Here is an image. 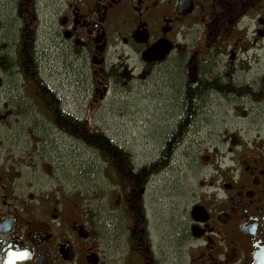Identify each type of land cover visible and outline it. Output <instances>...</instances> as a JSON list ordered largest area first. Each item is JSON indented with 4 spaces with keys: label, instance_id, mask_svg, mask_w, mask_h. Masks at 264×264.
<instances>
[{
    "label": "flooded vegetation",
    "instance_id": "af4514ba",
    "mask_svg": "<svg viewBox=\"0 0 264 264\" xmlns=\"http://www.w3.org/2000/svg\"><path fill=\"white\" fill-rule=\"evenodd\" d=\"M57 45L108 79L116 45L142 70L169 62L180 148L201 137L203 106L243 123L204 151L199 193L171 215L167 246L144 182L125 188L120 219H105L79 195L26 176L6 148L17 130L36 135L38 116L67 135L54 124L66 112L47 80ZM156 45L158 55L169 50L163 60L152 59ZM0 264H264V0H0Z\"/></svg>",
    "mask_w": 264,
    "mask_h": 264
},
{
    "label": "rangeland",
    "instance_id": "374dc122",
    "mask_svg": "<svg viewBox=\"0 0 264 264\" xmlns=\"http://www.w3.org/2000/svg\"><path fill=\"white\" fill-rule=\"evenodd\" d=\"M107 57V70L114 76L110 80L103 69L98 68L95 74L88 59L64 53L58 45L51 46L47 80L50 87L58 88L66 113L97 127L131 154L139 170L159 159L174 130L170 63L142 70L137 55L119 45ZM200 119L201 137L189 138L167 170L143 180L148 182L144 184L143 199L149 214L158 218L154 229L163 246H167V232L173 229L171 215L180 217L199 193L204 151L220 143L225 131L243 127L238 121L223 120L218 105L203 106ZM34 126H38L36 135L17 130L14 142L6 146L22 163L20 169L25 175L57 186L67 195H79L82 208L97 211L105 219H120L118 201L126 190L120 182H126V177L90 147L54 130L55 126L43 116H38ZM186 153L196 166L190 167L189 159L184 158Z\"/></svg>",
    "mask_w": 264,
    "mask_h": 264
},
{
    "label": "trees",
    "instance_id": "16d2710c",
    "mask_svg": "<svg viewBox=\"0 0 264 264\" xmlns=\"http://www.w3.org/2000/svg\"><path fill=\"white\" fill-rule=\"evenodd\" d=\"M107 75L109 77V74ZM54 124L63 133L73 137L98 153L106 164L110 165L115 171H118L120 176L126 177V182L120 183L126 189L131 187L136 192L139 190L137 182H143L145 178L147 180V178L160 174L170 167L176 152L185 140L184 134L173 132L165 141L159 159L137 170L131 154L116 145L107 135L93 126L89 121L81 120L65 113ZM137 205L139 206L136 208L141 209L140 204L137 203Z\"/></svg>",
    "mask_w": 264,
    "mask_h": 264
},
{
    "label": "water",
    "instance_id": "95a60500",
    "mask_svg": "<svg viewBox=\"0 0 264 264\" xmlns=\"http://www.w3.org/2000/svg\"><path fill=\"white\" fill-rule=\"evenodd\" d=\"M160 50H161L160 45H156L155 47H153L151 49L150 53H151L152 59L155 55H158V53H160ZM168 52H169L168 49L164 50V52L161 55L157 56L158 57L157 60H163L165 58V56L168 54ZM151 61H153V60H151Z\"/></svg>",
    "mask_w": 264,
    "mask_h": 264
}]
</instances>
